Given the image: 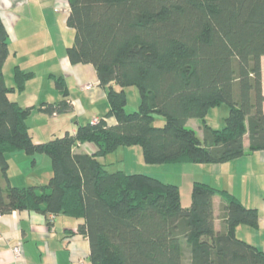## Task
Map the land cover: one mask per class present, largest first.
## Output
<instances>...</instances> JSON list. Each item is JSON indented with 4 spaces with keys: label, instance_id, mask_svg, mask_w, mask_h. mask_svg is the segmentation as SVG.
<instances>
[{
    "label": "trees",
    "instance_id": "1",
    "mask_svg": "<svg viewBox=\"0 0 264 264\" xmlns=\"http://www.w3.org/2000/svg\"><path fill=\"white\" fill-rule=\"evenodd\" d=\"M67 2L66 25L74 38L66 56L93 65L109 107L98 122L78 124L74 133L34 141L27 124L34 106L8 97L24 88L31 72L16 66L15 85L7 86L8 33L0 17V214L28 209L81 219L77 231L88 239L90 264H264V250L235 233L240 224L258 227L256 207L199 180L184 207L177 184L110 171L98 159L132 145L141 147L149 164L224 163L263 150L264 0ZM55 83L63 98L38 109L70 111L63 79ZM129 85L139 93L133 111L125 110ZM222 104L228 108L224 123L212 128L206 115ZM155 114L164 117L162 125H154ZM111 116L113 124L106 120ZM190 118L201 120L202 137L186 126ZM83 142L92 143L94 153L74 152ZM17 150L49 156L52 173L45 184L8 183L6 153ZM217 193L223 199L219 230Z\"/></svg>",
    "mask_w": 264,
    "mask_h": 264
},
{
    "label": "crops",
    "instance_id": "2",
    "mask_svg": "<svg viewBox=\"0 0 264 264\" xmlns=\"http://www.w3.org/2000/svg\"><path fill=\"white\" fill-rule=\"evenodd\" d=\"M33 1L42 4L43 0ZM63 1L65 13L63 22L66 24L69 6L67 0ZM30 2L31 0H0V17L8 33L9 48L2 68L3 75L4 67L11 63L9 58L11 54L14 55L13 58L18 57V51L13 50L12 52L10 47L11 44L14 45L16 43L17 45V42L20 41V36L16 29L17 26H20L18 27V31L23 35L26 33L23 29L27 28L28 23L31 22V15L28 9ZM43 15L45 16V14ZM32 30L33 35H41V31L37 28H32ZM46 33L50 35L49 29L46 30ZM40 39H43V37H40ZM48 41L50 47H52L54 44L53 40H50L49 37ZM35 49L27 48L32 53H36ZM38 60L26 59L21 63L13 61L15 67L18 66L25 72H31V76L25 81L24 88L21 91L14 89L8 94V97L22 107L32 106L33 104L38 107V105L45 103L41 106L43 108L47 103H56L63 98L61 91L55 83V78L60 77L63 79L67 91L65 97L66 102L71 104V110L67 112L71 113L68 116H61L67 112L50 114L38 108L35 112H32L34 107L28 118L37 116L42 123L40 125H34L38 130V133L33 131L31 134L34 141L38 142L50 139L51 136L62 135L65 131L74 133L78 124L92 122L94 117L99 118L107 112L109 105L106 97V88L99 84V79L92 64L71 63L66 53L58 51L56 55L48 56L42 62ZM261 61L263 65L262 91L264 94V56H262ZM69 80L71 82L70 84ZM13 85H15V81H13V84H7V86ZM88 105L93 107L98 106V110L88 108ZM28 118L27 124L30 132L33 125L29 121L32 119L30 118L28 120ZM87 119L89 121H85ZM66 120L68 123L64 122ZM83 120L85 123H81ZM106 120L109 124L115 122L112 116L107 117ZM46 122H52V126L47 128L48 124L45 125ZM186 125L195 131L196 127H202L201 120L198 118L188 119ZM196 133L201 137L197 131ZM136 146H120L115 150L120 153V160L126 163L121 164L119 162L121 165L119 164L117 170L142 172L153 175L146 169L147 166H143L139 161L134 167H131L130 162L127 163L126 158L130 153L135 152L139 155L140 150ZM244 146L247 149V139L244 140ZM73 150L74 152L92 154L95 151V146L92 143L83 142L75 145ZM23 153L22 150L6 153L8 169L14 157L18 156L20 159H31L29 161L31 169L26 171V173L18 172L16 174L17 177H14V175L11 177L7 172L8 183L16 186L45 184L52 173L49 156L40 153L30 156L26 153L24 155ZM108 155L109 153L98 159L107 166H110L112 163L111 160H107ZM41 163H44L46 166L44 171L40 167ZM187 164L181 165H185L183 166L185 169V167H189L186 166ZM168 167V174L175 176V178H177V175L180 178L183 177V168L178 163H169ZM190 167L194 168L195 166ZM202 167H206L203 168L206 172L199 175L200 177H191V185L188 186V193L186 187L184 198H182L179 188L181 205L187 207L191 203V186L193 180L203 181L215 188L229 191L236 195L246 206L256 207L260 217L258 227L253 228L245 224H240L235 229L236 235L264 250V149L246 152L244 155L224 163H206ZM32 174H35V176ZM153 176L161 179L158 175ZM162 180L175 183L179 187L175 179H173L175 181H169L168 179ZM6 187L7 182L2 180V188L5 190ZM222 202L223 199L219 193L213 196L214 227L217 230L221 228L220 212ZM81 221L79 218L67 216L62 213L44 215L28 209L13 210L0 214V232L7 237V242L0 246V264H90L88 239L85 234L77 231V226ZM15 243L21 246V255L19 257H15L11 250L12 244Z\"/></svg>",
    "mask_w": 264,
    "mask_h": 264
},
{
    "label": "rangeland",
    "instance_id": "3",
    "mask_svg": "<svg viewBox=\"0 0 264 264\" xmlns=\"http://www.w3.org/2000/svg\"><path fill=\"white\" fill-rule=\"evenodd\" d=\"M28 9L31 15L30 17L31 22L28 23L27 28L23 29V31H25L26 33L22 35V33L18 31L19 29L18 27L20 26H17L16 29H17L18 35L20 36V41L17 42V45L15 43L14 45L11 44L10 46L12 49L11 50L12 52L13 50L18 51L17 53L18 57L13 58L14 55L11 54V56L9 57L11 60V63H9V65L4 67L5 81L7 84H13V81L15 80L14 79L15 66H14L13 61H16L17 63L19 62L21 63L25 61L26 59H34V61L39 59L42 62L44 58L46 59L48 56H51L53 54L56 55L57 51L66 53L65 48L72 43L73 38H74V30L70 28L69 26H67L65 22H63V17L65 14L63 0H43L42 4H39L38 2L31 0ZM43 14H45V16ZM32 28L34 29L37 28L38 30H40L41 35H33ZM47 29H49L50 35L46 33ZM40 37H43V39H40ZM49 37H50V40L52 39L54 43L52 47H50L49 45L50 44L48 41ZM15 46H19V47H15ZM27 48H36L35 49L36 53H32V51H28ZM70 83L71 82L69 80V84ZM124 91H125L126 98H127L125 110L126 111L136 110L139 104V93H138L137 87L135 85H129V86L124 87ZM32 106L35 107L32 112H35V110H37L38 107L37 105H34V104ZM88 108L98 110V106L93 107V106L88 105ZM227 112H228V108L225 104L210 108L206 115L208 124L212 128H221L224 123L223 118L225 117V115H227ZM70 113L71 112H67L66 114L64 113L61 116H68ZM32 117L33 116L29 117L28 120L30 118L32 119ZM29 121L33 125V128L30 130V133L32 134L33 131L37 132L38 131L37 127H35L34 125L42 124L41 120L36 116V117H33V119ZM85 121H89V120L87 119ZM64 122L68 123L67 120ZM81 123H85L84 120ZM153 123L154 125H162L164 123V117H162V115L155 114ZM45 125H47V128H50L52 126V122H46ZM187 127H190V126H187ZM196 131L202 137V127L201 128L196 127ZM52 137L53 136H51V138ZM136 148H139L140 150L139 155L136 154L135 152L130 153L126 158L127 163L130 162L131 167H134V165H136V163L139 161V163L143 164V166H147L146 169L150 171L153 175H158L159 177H161V179H168L169 181L176 180V183H178L179 188L181 190L182 198H184L185 196L186 187H187V193H188V186L191 185V182H190L191 179L194 177H200L199 175H202V173L206 172V170L203 169L206 167H202L206 165V163H188L186 166H189V167H185V169L183 167L185 165L178 164L179 166H182L181 168H183L184 175H182L183 177L181 176L182 178H180V176L178 175H177V178H175V176L168 174L169 173L168 171L169 163H167L168 165L167 164L163 165V164L146 163L142 157L141 147L137 145ZM108 159L111 160V163H112L110 166H107V169L110 171L117 170L118 169L117 167L119 166V164L123 163L122 160H120V153L116 151L109 153L107 160ZM30 160L31 159H28V158L20 159L18 156L14 157L10 162L11 164L9 168L10 170L8 169V173L10 174V176L13 177L14 175V177H17L16 174L18 172H22L23 174L26 173V171L31 169L30 162H29ZM123 164H126V163H123ZM190 166H195V167L192 168ZM40 167L42 171H44L46 166L44 163H41ZM201 168H202V171H201ZM32 175L35 176V174H32ZM184 263H187L186 258L184 259Z\"/></svg>",
    "mask_w": 264,
    "mask_h": 264
},
{
    "label": "built area",
    "instance_id": "4",
    "mask_svg": "<svg viewBox=\"0 0 264 264\" xmlns=\"http://www.w3.org/2000/svg\"><path fill=\"white\" fill-rule=\"evenodd\" d=\"M98 120V117H94L92 122H98ZM5 242H7V237L0 232V246ZM11 250L15 257H19L21 255V246L18 243L12 244Z\"/></svg>",
    "mask_w": 264,
    "mask_h": 264
}]
</instances>
